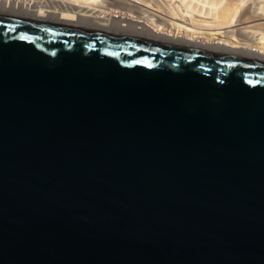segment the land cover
<instances>
[{
    "label": "water",
    "instance_id": "water-1",
    "mask_svg": "<svg viewBox=\"0 0 264 264\" xmlns=\"http://www.w3.org/2000/svg\"><path fill=\"white\" fill-rule=\"evenodd\" d=\"M0 264H264V61L0 13Z\"/></svg>",
    "mask_w": 264,
    "mask_h": 264
},
{
    "label": "bare ground",
    "instance_id": "bare-ground-1",
    "mask_svg": "<svg viewBox=\"0 0 264 264\" xmlns=\"http://www.w3.org/2000/svg\"><path fill=\"white\" fill-rule=\"evenodd\" d=\"M0 13L264 61V0H0Z\"/></svg>",
    "mask_w": 264,
    "mask_h": 264
}]
</instances>
